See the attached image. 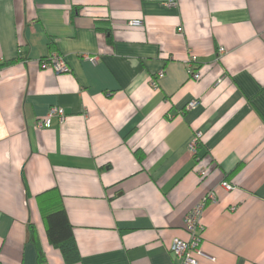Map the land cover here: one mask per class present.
Segmentation results:
<instances>
[{
    "label": "crops",
    "instance_id": "0c3cea01",
    "mask_svg": "<svg viewBox=\"0 0 264 264\" xmlns=\"http://www.w3.org/2000/svg\"><path fill=\"white\" fill-rule=\"evenodd\" d=\"M55 53L69 71L42 66ZM52 188L74 264H180L212 190L199 264H264V0H0V264H65L36 198Z\"/></svg>",
    "mask_w": 264,
    "mask_h": 264
},
{
    "label": "built area",
    "instance_id": "2783aa9c",
    "mask_svg": "<svg viewBox=\"0 0 264 264\" xmlns=\"http://www.w3.org/2000/svg\"><path fill=\"white\" fill-rule=\"evenodd\" d=\"M225 48H219V53H224ZM88 59L95 60L86 56ZM194 59L188 62V73L191 78L199 79L200 73L193 68ZM42 66L53 67L57 72H67L69 71V66L62 56L55 53L48 56L46 59L42 60ZM160 75L162 72L159 73ZM198 104V100H193L188 104V108H193ZM57 116L60 120H64L65 113L64 110L58 107H53L49 113L38 120L37 126L39 128H48L51 126L52 118ZM200 143L199 135L190 143L189 150L196 156L199 154L198 146ZM209 168L207 166H200L198 172L201 176H205L208 173ZM222 186L231 191L235 187L229 182H222ZM216 199L215 191L208 192L199 202H197L192 209L184 216V228L189 234L188 239H182L176 237L173 239L170 250L175 255L176 259L180 264H199L198 256L203 255L201 249L202 233L204 230L202 218L206 206L209 202Z\"/></svg>",
    "mask_w": 264,
    "mask_h": 264
},
{
    "label": "trees",
    "instance_id": "16d2710c",
    "mask_svg": "<svg viewBox=\"0 0 264 264\" xmlns=\"http://www.w3.org/2000/svg\"><path fill=\"white\" fill-rule=\"evenodd\" d=\"M196 160L201 161L199 154ZM41 211L42 221L50 245L58 250L65 264H74L82 260V255L74 234L66 208L62 204V195L57 188H52L36 196ZM28 240L33 242L38 252V262L46 259L38 230L33 223L29 225Z\"/></svg>",
    "mask_w": 264,
    "mask_h": 264
}]
</instances>
